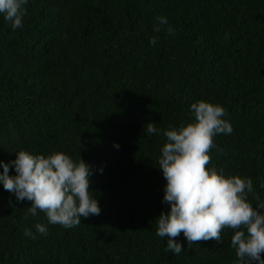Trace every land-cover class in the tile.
<instances>
[{
  "label": "trees",
  "instance_id": "trees-1",
  "mask_svg": "<svg viewBox=\"0 0 264 264\" xmlns=\"http://www.w3.org/2000/svg\"><path fill=\"white\" fill-rule=\"evenodd\" d=\"M23 7L15 30L0 13V174L21 150L63 152L90 166L101 211L73 228L53 225L41 210L28 214L32 201H18L0 182V264H238L231 228L220 242L192 245L181 232L182 252L165 251L169 237L156 235V220L171 205L158 160L164 133L194 121L193 103L221 105L233 131L214 137L207 167L251 178L249 201L264 200V0ZM159 16L174 34L154 31ZM149 122L156 133H147Z\"/></svg>",
  "mask_w": 264,
  "mask_h": 264
},
{
  "label": "clouds",
  "instance_id": "clouds-1",
  "mask_svg": "<svg viewBox=\"0 0 264 264\" xmlns=\"http://www.w3.org/2000/svg\"><path fill=\"white\" fill-rule=\"evenodd\" d=\"M27 0H0V13L11 22L13 29L23 25L24 5ZM159 33L167 26L168 34L175 29L168 25L166 16L157 17ZM150 43L155 45L157 38ZM195 119L178 129L164 133L167 142L158 160L159 169L167 180L164 201L171 205L170 212L157 218L156 235L169 237L166 252L179 255L182 245L175 238L183 232L189 244L202 240L221 241L224 228L236 230L231 239L238 264H264V200L253 195L255 207L249 201L253 193L251 178L239 175L225 176L209 169L210 151L217 134L233 131L231 123L223 119L226 110L218 104L204 100L191 105ZM145 131V128H144ZM148 134L156 133L152 122L147 123ZM118 147V145H117ZM14 165L16 175L9 170ZM90 166L82 159L77 163L69 155L56 152L49 156L36 155L21 150L15 160L3 164L0 182L4 189L14 193L18 201H32L28 214L37 210L46 213L50 224L73 228L81 223V217L99 215L98 200L90 191ZM37 232L47 235V226L36 225ZM26 236H32L30 229ZM35 238V237H33Z\"/></svg>",
  "mask_w": 264,
  "mask_h": 264
}]
</instances>
